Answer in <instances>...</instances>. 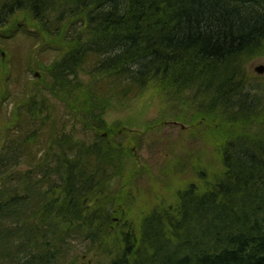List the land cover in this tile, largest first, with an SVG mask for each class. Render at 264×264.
Returning a JSON list of instances; mask_svg holds the SVG:
<instances>
[{
	"label": "trees",
	"instance_id": "obj_1",
	"mask_svg": "<svg viewBox=\"0 0 264 264\" xmlns=\"http://www.w3.org/2000/svg\"><path fill=\"white\" fill-rule=\"evenodd\" d=\"M16 36L37 42L35 83L7 64ZM263 54L264 0H0V264H78L76 243L104 264H264V99L245 74ZM147 90L191 94L219 166L140 214L109 188L136 178L128 125L107 115Z\"/></svg>",
	"mask_w": 264,
	"mask_h": 264
},
{
	"label": "rangeland",
	"instance_id": "obj_2",
	"mask_svg": "<svg viewBox=\"0 0 264 264\" xmlns=\"http://www.w3.org/2000/svg\"><path fill=\"white\" fill-rule=\"evenodd\" d=\"M3 41H6L4 45L9 53L7 59L9 68L13 65L18 70L23 82L28 79L27 82L35 83L33 74L21 71L25 70L27 64L26 52L28 48L30 50V47H35L37 44H34L37 42H32L29 45L28 41L20 36ZM56 56L57 54L52 48L39 50L37 55H34L36 60L46 66L52 63ZM260 66L264 67V54L247 61L245 74L249 80L247 83L253 87L256 86L258 95L264 99V73L258 75L255 71ZM18 72L15 73V76ZM35 76L38 77V73ZM11 90L20 92V84L18 87H11ZM190 98L189 92H183L178 96L176 102L172 98H165L168 104H163L162 100L160 101L156 96L152 97L151 91L147 90L140 98L126 103L124 109L107 115L109 121L126 123L128 126L125 135L134 139L129 145V147L133 146L131 148L132 158L128 159V163L126 161V167L130 169L129 172L136 178V182L131 181L120 188V181L116 178L109 184L110 190H118V193L122 189L128 191L125 195V204L132 211L141 214L154 206H160L163 200L170 201L178 188L184 184L196 182L197 170L204 169L209 175L218 168L219 161L214 145L205 139L204 129L201 125L195 127L197 116L193 117V113L187 107ZM51 101L59 120L65 124L66 132L73 131L78 140L87 144L94 142L93 135L84 133L81 126L71 119V116L65 115L60 103L55 100ZM10 110L11 105L8 106L7 111ZM1 123L0 137L4 127ZM152 125L155 126L148 130L147 127ZM138 136H140L139 139L134 138ZM41 141H36V146L33 148L40 150L42 148ZM21 153L25 154V151L23 150ZM74 245H76L74 251L81 254L77 258L78 264H104L107 260L104 254L94 255L92 251H86L89 247L87 243Z\"/></svg>",
	"mask_w": 264,
	"mask_h": 264
},
{
	"label": "water",
	"instance_id": "obj_3",
	"mask_svg": "<svg viewBox=\"0 0 264 264\" xmlns=\"http://www.w3.org/2000/svg\"><path fill=\"white\" fill-rule=\"evenodd\" d=\"M255 71L258 75H262L264 73V67L260 66V67L256 68Z\"/></svg>",
	"mask_w": 264,
	"mask_h": 264
}]
</instances>
